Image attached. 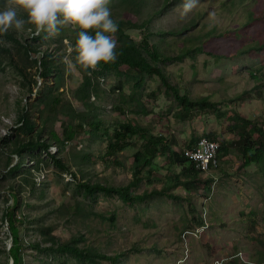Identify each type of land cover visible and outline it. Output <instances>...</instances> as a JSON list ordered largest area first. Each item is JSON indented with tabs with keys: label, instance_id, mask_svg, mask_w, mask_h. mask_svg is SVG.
<instances>
[{
	"label": "rangeland",
	"instance_id": "374dc122",
	"mask_svg": "<svg viewBox=\"0 0 264 264\" xmlns=\"http://www.w3.org/2000/svg\"><path fill=\"white\" fill-rule=\"evenodd\" d=\"M185 2L110 0L119 26L117 59L90 71L77 59L76 28L64 25L58 35L37 32L27 13L16 9L23 29L0 32V264H13L3 220L12 190L18 194L22 264H93L88 256L58 251L64 244L118 256L98 264L264 263V177L260 167L242 169L234 147L237 119L264 117V50L255 49L264 40V0H196L187 13ZM9 6V0H0V11ZM259 15L262 20L247 23ZM132 48L163 80L120 64L121 50L133 58L126 55ZM43 56L51 60L46 75ZM257 69L259 80L251 76ZM244 92L248 95L238 100ZM182 96L215 107L186 113ZM24 116L34 126L29 132ZM91 121L100 124L96 134ZM126 122L144 131L145 139L137 133L122 152L107 157L108 138ZM76 124L85 130L66 140L67 125ZM30 132L47 145L55 143V159L64 168L45 149L24 151L22 158L13 154L29 142ZM208 134L233 145L218 171L200 174L190 190L173 188L180 168L162 156L140 168L129 187L135 156L149 136L165 138L179 153L191 139ZM22 161V170L8 175ZM205 183H212L210 191ZM96 186L105 189L92 190ZM123 187L148 197L126 201L114 190Z\"/></svg>",
	"mask_w": 264,
	"mask_h": 264
},
{
	"label": "trees",
	"instance_id": "16d2710c",
	"mask_svg": "<svg viewBox=\"0 0 264 264\" xmlns=\"http://www.w3.org/2000/svg\"><path fill=\"white\" fill-rule=\"evenodd\" d=\"M254 20L255 21L262 20L261 15L253 19L252 17H250L247 23H250L251 21H254ZM76 31L77 32L75 36L78 35L79 30L76 28ZM121 32L122 31L120 30V33ZM89 34L94 36V31L90 32ZM262 43H263L262 45L258 44V46H255L256 47L255 49L264 50V40ZM143 45H145L146 47L148 46L146 38L143 39ZM253 49L246 51V53H248L249 51H252ZM123 50H125V47L123 48ZM27 51L32 53L31 49H28ZM129 54L134 55V57L128 58L127 56H125L124 51L121 50L120 56H122V59L120 61L121 62L120 64L126 65L132 69H135L141 72L147 71L149 73L150 72L155 73L159 77H161V79L163 80L164 77L160 75L157 69H153L152 67L147 66L148 63H146L141 58L137 50H134L132 48V52L127 51L126 55H129ZM50 61L51 60L49 58H46V56L45 57L43 56V59L41 61V67L45 71L44 75H46V73H49L50 71L49 70L51 66ZM103 64L104 62L101 61L98 65L101 68ZM262 67L263 66H261V68ZM88 70L90 71V69ZM260 71L261 69H257L255 73L254 72L252 73L251 76L256 80H259V77H256V74ZM85 79H87V83L88 81H90L88 77H86ZM83 84L85 85V83ZM247 95H248V92H244L240 96H238L237 99L244 100V97ZM178 99L180 101L181 110H184L186 113H187V110L192 109V108L195 109L198 106L202 109H206L207 107H213V106L215 107V104L211 102H207L205 101V99H202V98L199 99L198 101H190L185 96H182L180 98L178 97ZM52 102L54 103V109L56 110L57 107L61 103V96L60 95H58L57 97L55 96ZM185 112L183 113L186 114ZM233 119H234V116H233ZM22 120H23L22 125L24 126L23 128L27 129V132H29L28 131L29 127L33 129L34 126L31 123L32 121L28 119L27 116H24ZM237 120L239 123L235 125V128L239 130V141L235 143L234 147L238 150L239 158L242 159V163H241L242 169L250 168L252 166L260 167V171L262 172V175L264 177V117H259V120L257 122H255V120L252 122L251 120H248L247 118L245 119L241 118ZM88 125L92 133L96 134L100 131L101 127H100L99 122L91 121L88 123ZM77 129L85 130V127L79 124H76L74 127L67 125V129L65 130V139L66 140L72 139ZM30 133H31V137L29 138V142L26 141V142H23L22 144H19L13 150V154L22 158L21 155L23 154L24 151L34 150V149L37 150L40 148L45 149L52 156V158L56 160L57 166L60 165L59 167L64 168L65 166L61 162L59 161L57 162V159H55L57 155H56V149L53 146V144L47 145L46 143L41 141L42 137L39 138V137H36L35 135L32 136V134L34 133L32 132ZM137 133H140L141 138L145 139V136H144L145 132L140 129L136 131L132 124L127 123V122L119 124L118 127L114 130V132L108 138V143H107L106 152H105L106 156L114 157V155H116L117 153L122 152L124 150V147H126L124 143ZM104 135H106V132H104ZM203 137H207L211 140H216L217 142L220 143L221 145L220 152H219L220 161L223 159L222 155L224 157L228 156L230 147L233 145L232 142L221 141V139L219 138L217 139L211 138L213 137L212 134H208V136H203ZM196 141H197V138L191 139L189 143L186 144V147L182 149L179 153H177L171 149V145L167 144V142L169 141L166 140L165 138L161 136L160 137L149 136V138L147 139V142L142 147V150L138 152L135 156V161H134L135 164L132 169V180H131L132 182L131 184H129V187L130 185H134L136 181H138V174L140 173L139 172L140 168L145 167L146 165L151 166L157 157L162 156V157H166L169 160L170 165L180 168V173H179L180 175L177 174L173 178L175 181L173 188L182 186L184 189L190 190V187H192L195 182L197 181L199 182V175L201 174V172L196 171L194 169L193 165L191 164L189 159L186 157L185 153L187 150L192 148V146L196 143ZM23 162L24 161H22L20 164L17 163L12 168H9L7 170L8 175L14 176L17 173H19L23 168ZM180 177H183V180H180ZM173 179H171V181ZM211 184L212 183H205L207 191H210ZM82 185L86 189L89 188L88 184H82ZM100 188L105 189V187L96 186L92 190L100 189ZM166 189L169 190V188H166ZM111 190H113V188L107 189L108 193ZM114 190L118 193H121L126 201L138 202L139 200L143 201L148 197V195L146 194H143L141 196L139 195L134 196L133 193L129 194V191L127 190L126 187L118 188ZM162 192L166 197L174 199V196L167 193L165 190ZM9 197L12 201L11 206L5 209L4 214H3V220L6 222V224H8L9 234L12 239V248L10 249V252H9V258L13 262V264H22V248L23 247H21V238H20L21 220H20V217L16 215V209L19 207L18 194L12 190L11 193L9 194ZM110 221L112 223L115 221L114 216L110 217ZM58 251H65V252L73 253L77 256H86V257L88 256V258L93 262V264H98V262L102 260H109L112 258L113 260L118 259V256L109 257V256L99 254V253L96 254L93 252H88L86 250L83 251L81 249L72 247L71 245H68V244L59 246ZM260 264H264V263H260Z\"/></svg>",
	"mask_w": 264,
	"mask_h": 264
},
{
	"label": "clouds",
	"instance_id": "9594fccd",
	"mask_svg": "<svg viewBox=\"0 0 264 264\" xmlns=\"http://www.w3.org/2000/svg\"><path fill=\"white\" fill-rule=\"evenodd\" d=\"M9 2L12 6L0 11V32H6L13 27L16 30L23 29L25 21L17 17L16 11L20 8L27 13L28 22L35 26L37 32L47 30L52 35H58L64 25L77 28L79 30L76 42L77 59L85 69L96 70L101 61L112 63L117 59L118 42L114 37L119 26L112 18L110 0H9ZM195 5L196 0H186L183 5L184 13L191 11ZM92 31L94 36L89 34ZM53 146L55 147V143ZM219 152L220 149L218 151L220 167Z\"/></svg>",
	"mask_w": 264,
	"mask_h": 264
},
{
	"label": "built area",
	"instance_id": "2783aa9c",
	"mask_svg": "<svg viewBox=\"0 0 264 264\" xmlns=\"http://www.w3.org/2000/svg\"><path fill=\"white\" fill-rule=\"evenodd\" d=\"M220 145L214 143L201 142L197 147L187 150L186 157L194 168H200L205 173L206 168L218 169V151Z\"/></svg>",
	"mask_w": 264,
	"mask_h": 264
},
{
	"label": "bare ground",
	"instance_id": "6f19581e",
	"mask_svg": "<svg viewBox=\"0 0 264 264\" xmlns=\"http://www.w3.org/2000/svg\"><path fill=\"white\" fill-rule=\"evenodd\" d=\"M201 142H207V143H214L215 145H219L216 141H212L210 139H207V138H201V139H198L196 141V143L192 146V147H197L198 145L201 144ZM187 154V152H186ZM196 171H199L201 173H203V171L200 169V168H194ZM216 169H210V168H206L205 169V174H209L211 173L212 171H215Z\"/></svg>",
	"mask_w": 264,
	"mask_h": 264
}]
</instances>
